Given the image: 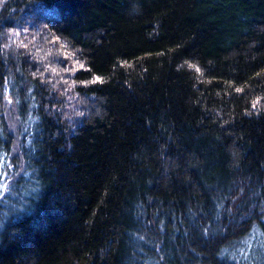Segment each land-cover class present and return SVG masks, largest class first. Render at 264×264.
Masks as SVG:
<instances>
[{
    "label": "trees",
    "instance_id": "1",
    "mask_svg": "<svg viewBox=\"0 0 264 264\" xmlns=\"http://www.w3.org/2000/svg\"><path fill=\"white\" fill-rule=\"evenodd\" d=\"M0 264H264V0H0Z\"/></svg>",
    "mask_w": 264,
    "mask_h": 264
}]
</instances>
